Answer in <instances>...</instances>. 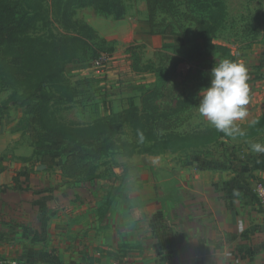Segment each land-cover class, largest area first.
<instances>
[{"label":"crops","instance_id":"crops-1","mask_svg":"<svg viewBox=\"0 0 264 264\" xmlns=\"http://www.w3.org/2000/svg\"><path fill=\"white\" fill-rule=\"evenodd\" d=\"M75 11L74 19L101 38L146 45L150 37L151 42L159 38L158 47L182 44L151 36L146 17L139 35L137 19L128 12L108 27L91 8ZM257 39L236 57L248 73L249 115L235 122L242 135L217 131L196 107L187 134L202 145L157 154L117 152L90 177L64 176L61 162L41 165L23 107L9 90L0 89V259L264 264V206L253 196L255 181L264 182V153L250 150L252 143L264 145V75L256 68L264 62V30ZM104 106L109 114V103ZM252 120L257 123L250 126Z\"/></svg>","mask_w":264,"mask_h":264},{"label":"rangeland","instance_id":"rangeland-1","mask_svg":"<svg viewBox=\"0 0 264 264\" xmlns=\"http://www.w3.org/2000/svg\"><path fill=\"white\" fill-rule=\"evenodd\" d=\"M217 1L221 3L219 7L214 5ZM123 3L126 12L137 19L136 30L141 35L142 18L146 17L144 0H123ZM185 4L186 0H177L180 10L185 9ZM199 7L201 12L208 13L213 43L225 46L235 62L237 53L253 40L258 42L259 33L264 30V0H202ZM66 11L65 0L0 1V26L10 24L6 29L7 40L0 45V89L6 88L12 94L11 99L32 110L29 114L23 109V122L36 132L34 146L40 152H48L55 144L42 137L46 131L54 132L65 142H80L83 154L80 158L95 159L96 168L109 162L117 152L157 154L203 144L197 136L164 135L147 129L150 123L163 117L150 96L163 84L171 60L163 57L170 51L163 50L155 57L153 52L180 45L158 47L159 38L151 42V37L147 45L142 41L101 38L95 31L88 34L74 25V20L83 22L74 19L75 14L70 20L64 19L62 13ZM109 18L101 19L103 26L114 24ZM164 37L172 38L165 39L167 43L173 38L182 42L180 37ZM102 56L107 57L104 72L93 66ZM217 56L206 59L218 63L221 60L215 59ZM13 58L19 59L18 64H9ZM201 65L184 63L179 71L186 72L192 67L193 82L198 85ZM256 68L264 72V62ZM147 99L151 105L146 104ZM104 103H109V114ZM141 103H145L144 108ZM181 106L182 103L175 106L173 102L165 115L180 110ZM125 107L126 111L131 110L127 111L129 114L123 115L124 110L117 112ZM119 115L123 117L119 119ZM33 118L36 122L29 124Z\"/></svg>","mask_w":264,"mask_h":264},{"label":"trees","instance_id":"trees-1","mask_svg":"<svg viewBox=\"0 0 264 264\" xmlns=\"http://www.w3.org/2000/svg\"><path fill=\"white\" fill-rule=\"evenodd\" d=\"M201 1L186 0L185 9L180 10L177 0H144L150 35L173 36L182 39L180 46L162 47V49H156L153 52L155 57L163 50L170 51V54H164L163 57L166 61L171 59L170 65L165 71L163 84L160 88L155 89L152 96H150V100L156 103V109H160L163 112V117L152 122V124L150 123L147 129L153 128L158 134L169 135L174 133L178 136H184L188 133V120L191 112L197 107L199 90L208 86L210 81L209 73L216 64L214 61H207V57L218 55L215 57L217 60L225 58L234 61L225 46L213 43L214 32L211 27L212 24L208 21V13L200 11L199 4ZM65 3L67 11L62 13V17L68 20L73 17L75 10L85 8H91L95 14L105 18L111 17L115 21L123 20L126 14L123 0H65ZM220 4L219 1L214 3L216 7H219ZM73 23L78 25L79 29L86 30L88 34L93 33V30L86 23L78 20H74ZM9 25L0 26V45H3L7 40L6 29ZM181 47H186V49L181 51ZM18 62V58H13L9 64L15 65ZM193 62L202 64L200 68L201 81L198 85L193 82L194 72L192 67L186 72L179 71L181 64ZM183 88L186 89L185 92H183ZM41 97L44 100H50L49 97L39 96L40 99ZM173 102L175 106L182 103L181 109L174 111L170 115H165L171 110L170 105ZM19 103L29 114L32 112L27 105ZM146 104L151 105L152 103L147 99ZM141 107L144 108L145 103H141ZM2 109L3 107L0 106V111ZM124 111L123 115L129 114L130 112L127 111L131 110ZM123 115L117 117L120 119ZM32 122H36V119L33 118L29 121V124ZM181 128L184 129V132H182ZM26 129L30 140L35 144L37 139L36 132L32 130L31 125H28ZM180 132L184 134H180ZM42 137L48 141H55V144L48 148V152H40L34 146V153L41 165L53 167L58 160H61L60 170L64 176L68 177H90L95 173V159L93 161H84L80 158L83 155L80 149V142L75 144L65 142L52 131H46ZM145 153L152 154L151 152Z\"/></svg>","mask_w":264,"mask_h":264},{"label":"clouds","instance_id":"clouds-1","mask_svg":"<svg viewBox=\"0 0 264 264\" xmlns=\"http://www.w3.org/2000/svg\"><path fill=\"white\" fill-rule=\"evenodd\" d=\"M209 77L208 86L201 88L198 93V113L226 136L242 135L235 122L249 115L246 107L249 104L247 68L242 63L223 59L212 67ZM256 123V120H252L250 126ZM250 150L264 153V145L252 143Z\"/></svg>","mask_w":264,"mask_h":264},{"label":"built area","instance_id":"built-area-1","mask_svg":"<svg viewBox=\"0 0 264 264\" xmlns=\"http://www.w3.org/2000/svg\"><path fill=\"white\" fill-rule=\"evenodd\" d=\"M106 61H107V57L102 56V58L93 62V66L99 71L104 72L103 69L105 68ZM260 72L264 75L263 71H260ZM2 116H3V111H0V122L2 120ZM253 196L256 202L258 203V205L264 206V182L263 181H260V180L255 181L254 188H253ZM0 264H28V263H25L22 260H16V259H0Z\"/></svg>","mask_w":264,"mask_h":264}]
</instances>
